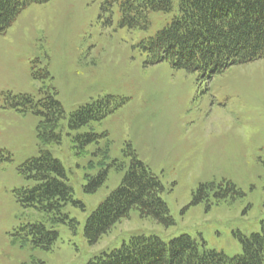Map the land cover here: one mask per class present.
<instances>
[{
  "label": "rangeland",
  "instance_id": "374dc122",
  "mask_svg": "<svg viewBox=\"0 0 264 264\" xmlns=\"http://www.w3.org/2000/svg\"><path fill=\"white\" fill-rule=\"evenodd\" d=\"M108 1L31 5L0 36V151L10 157L0 163V264H87L138 236L167 243L187 235L200 250L241 255L238 236L259 233L264 220V59L213 76L152 63L142 47L179 16L178 0L169 12L148 14L145 29L123 27L117 5L103 10ZM43 69L49 78L34 79L33 72ZM48 91L65 116L55 129L60 142L43 146L35 130L40 118L3 104L8 94L36 101ZM106 97L121 103L104 119L68 127L72 112ZM86 134L100 136L82 146L77 138ZM128 145L161 182L173 224L165 228L133 209L89 245L86 219L121 184L131 161ZM41 151L60 162L73 200L84 206L62 208L76 221L75 230L46 222L15 198L16 190L35 185L19 167ZM114 161L123 168L105 167ZM104 167V184L85 193L86 176L95 177ZM209 183L222 188L231 183L241 196L216 202L211 192L209 202L193 205L194 193ZM37 223L58 234L49 250L21 238L22 227Z\"/></svg>",
  "mask_w": 264,
  "mask_h": 264
},
{
  "label": "trees",
  "instance_id": "16d2710c",
  "mask_svg": "<svg viewBox=\"0 0 264 264\" xmlns=\"http://www.w3.org/2000/svg\"><path fill=\"white\" fill-rule=\"evenodd\" d=\"M50 0H0V36L12 26L17 17L29 6ZM117 5L123 27L145 29L147 16L152 12H169L172 0H109L103 10ZM179 16L164 29L148 39L142 50L152 63L167 62L173 69L202 76L220 74L226 69L264 59V0H178ZM46 79L49 73L43 69L33 72V78ZM43 93V92H42ZM3 106L18 112L38 116L37 140L41 145L58 144L60 135L55 132L59 121L65 116L54 92L34 100L29 95H6ZM121 103V102H120ZM120 103L106 97L84 105L70 114L68 127L78 129L92 121L104 119ZM100 135L80 136V143L87 145ZM130 164L119 187L112 192L86 219L83 234L89 245H95L121 220L128 218L131 210L138 211L141 219L151 218L165 228L173 221L161 195L164 188L159 179L136 157L131 146L126 147ZM107 157V151L102 152ZM10 157L0 151V163ZM116 170L123 163L112 165ZM102 169L95 177L86 176L85 193H94L106 181L107 170ZM18 172L35 185L30 189L15 191V198L24 209L42 213L50 224L68 225L75 230L76 221L62 213L71 203L84 208L73 200L72 189L66 185L65 171L60 162L49 152L23 163ZM217 189L216 191V188ZM213 190V191H212ZM214 192L216 202L234 200L241 193L231 183L222 188L214 183L200 185L193 195V205L209 202ZM25 241L51 249L58 234L43 223L30 224L20 229ZM242 246L239 256L227 257L216 251L200 250L198 243L187 235L167 243L156 236L132 237L119 249L102 253L87 264H264V220L260 232L249 237L238 236Z\"/></svg>",
  "mask_w": 264,
  "mask_h": 264
}]
</instances>
